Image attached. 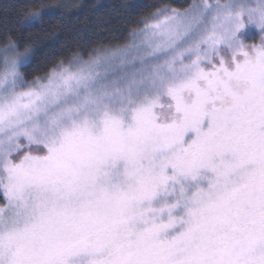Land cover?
Returning <instances> with one entry per match:
<instances>
[{
  "label": "snow or ice",
  "instance_id": "6c2138e0",
  "mask_svg": "<svg viewBox=\"0 0 264 264\" xmlns=\"http://www.w3.org/2000/svg\"><path fill=\"white\" fill-rule=\"evenodd\" d=\"M142 23L31 81L0 49V264H264V0Z\"/></svg>",
  "mask_w": 264,
  "mask_h": 264
},
{
  "label": "trees",
  "instance_id": "16d2710c",
  "mask_svg": "<svg viewBox=\"0 0 264 264\" xmlns=\"http://www.w3.org/2000/svg\"><path fill=\"white\" fill-rule=\"evenodd\" d=\"M195 0H0V48L10 38L18 51L28 49L25 80L47 72L58 61L75 55L88 58L96 52L122 47L147 18L164 6L183 10ZM50 13L30 24V12Z\"/></svg>",
  "mask_w": 264,
  "mask_h": 264
},
{
  "label": "rangeland",
  "instance_id": "374dc122",
  "mask_svg": "<svg viewBox=\"0 0 264 264\" xmlns=\"http://www.w3.org/2000/svg\"><path fill=\"white\" fill-rule=\"evenodd\" d=\"M222 2H223V0H222ZM193 3H200V0H195L192 2V4ZM143 26L141 28H143ZM138 41H139V37H133L132 36V38L130 39V41L126 45H129V44H132V43H135ZM256 42H259V34L255 28H252L251 31L247 34L246 43H256ZM126 45H124V46H126ZM124 46H122V47H124ZM122 47L104 49V50L96 52L94 55H92L88 58H81V60L87 61L90 58H94L96 55H107V54L111 53L113 50L118 49V48H122ZM2 48L3 47H1L0 49H2ZM19 52H24V51H19ZM29 57H30V52L28 53V59H29ZM68 63H65V64H68ZM0 202H2V201H0Z\"/></svg>",
  "mask_w": 264,
  "mask_h": 264
},
{
  "label": "clouds",
  "instance_id": "9594fccd",
  "mask_svg": "<svg viewBox=\"0 0 264 264\" xmlns=\"http://www.w3.org/2000/svg\"><path fill=\"white\" fill-rule=\"evenodd\" d=\"M21 53H23V52H21Z\"/></svg>",
  "mask_w": 264,
  "mask_h": 264
}]
</instances>
